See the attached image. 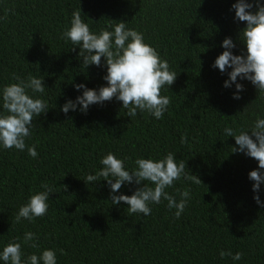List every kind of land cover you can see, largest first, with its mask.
<instances>
[{
  "label": "trees",
  "instance_id": "trees-1",
  "mask_svg": "<svg viewBox=\"0 0 264 264\" xmlns=\"http://www.w3.org/2000/svg\"><path fill=\"white\" fill-rule=\"evenodd\" d=\"M236 2L0 0V114L3 88L19 83L14 76L24 81L44 78V93L27 92L49 109L34 117L25 140L28 147L35 145L36 158L27 147L19 151L0 146V251L9 242H19L26 260L51 249L56 264H264V207L253 199L254 182L249 179L258 161L233 153L235 139L224 133L227 127L237 134L250 132L258 118L264 119V92L238 77L244 90L234 99L235 84L225 88L227 72L213 67L226 37L236 45L234 55H246L241 33L246 22L235 18ZM79 9L91 32L113 31L123 21L168 62L177 77L161 89V96L170 98L162 119L139 111L130 118L116 98L91 105L87 113L79 105L76 111H61L69 99L82 95L83 89L77 91L74 85L96 90L107 86L105 58L102 66L85 68L81 47L61 38ZM185 135L187 142L181 143ZM109 152L130 172L138 158L160 160L173 153L178 164L186 163L185 172L202 183L182 177L165 189L177 202V189L190 192L178 219L163 199L149 205L148 216L129 214L124 202L112 204L103 177L86 180L103 168L100 161ZM45 183L53 189L46 215L17 223L19 208L44 191ZM140 186L124 184L115 194L130 196ZM259 196L264 202V184ZM26 232L38 239L24 243ZM221 250L243 256L221 258Z\"/></svg>",
  "mask_w": 264,
  "mask_h": 264
},
{
  "label": "clouds",
  "instance_id": "clouds-1",
  "mask_svg": "<svg viewBox=\"0 0 264 264\" xmlns=\"http://www.w3.org/2000/svg\"><path fill=\"white\" fill-rule=\"evenodd\" d=\"M253 7L256 8L255 12L252 11ZM232 8L235 10V18L246 22V27L241 31L246 55H234L232 49L236 45L231 37H226L222 42L225 50L216 58L213 67L218 68L221 73L227 72L229 79L224 82V87L230 88L235 84L236 93L233 98L240 99L239 93L244 90V86L237 82L238 77L250 81L259 91L264 92V5L260 0H237ZM81 14V9L73 12L71 26L62 33L61 38L81 47L79 56L82 57L85 68L90 65L102 66L101 58H105L107 75L103 79L107 81V86L96 90L89 89L84 84L74 85L77 91L83 89L82 95L77 96L75 101L69 99L61 111L67 114L70 110L76 111L79 105V111L87 113L91 105L103 104L116 98L122 102V107L127 110V116L130 118H134L139 111L162 119L170 104V98L161 96V89L165 85L171 86L177 77L175 72L169 70L168 62L160 58L155 48L144 42L142 33L127 28L125 22L116 23L113 31L101 30L99 34H95L82 20ZM71 50L74 51L75 47ZM13 79L19 83L7 85L2 90L4 113L0 114V146L19 151H24L27 147L28 154L36 158L38 153L35 145L28 147L25 140L31 136L34 117L38 118L49 109L43 99L33 98L27 90L44 93V78L29 76L28 80L24 81L19 76H14ZM224 133L235 139L238 147L232 148L233 153H244L258 161V168L249 172V179L254 182L253 199L260 207H264V202L259 196L260 186L264 184V119L258 118L250 132L241 130L237 134L231 127H227ZM186 142L187 136H182L181 143ZM100 163L103 168L95 175H87L86 180L100 181L103 177L110 186L112 204L119 205L124 202L128 205L129 214L148 216L152 211L149 205L159 204L163 199L167 200L169 210L175 209L174 216L178 219L187 206L190 192L188 189L182 192L177 189L181 196L177 202L165 189L172 187L174 181L182 177L198 184L202 183L197 176L185 172L186 163L180 161L178 164L173 153H168L160 160L138 158L135 161L137 167L131 172L126 170L124 161L111 152L104 156ZM145 181L154 187L148 186ZM132 183L142 186L137 187L130 196L115 194L122 185ZM41 187L44 191L30 196L28 203L19 208L15 218L17 223L21 219L31 222L46 215L49 208L47 201L53 189L46 183ZM63 189L66 190L67 186L64 185ZM36 239V234L26 232L23 242L27 244ZM30 246L37 248L38 244L31 243ZM22 256L19 242H9L0 251V260L4 261V264H56V253L51 249L44 250L40 256L32 254L26 260H22ZM226 256L240 260L243 253L237 252L233 255L231 251L221 250L220 257Z\"/></svg>",
  "mask_w": 264,
  "mask_h": 264
}]
</instances>
